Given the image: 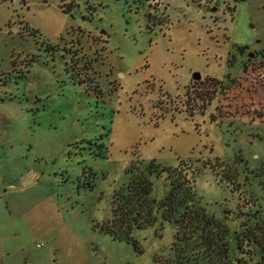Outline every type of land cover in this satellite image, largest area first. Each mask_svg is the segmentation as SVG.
<instances>
[{
	"label": "rangeland",
	"instance_id": "rangeland-1",
	"mask_svg": "<svg viewBox=\"0 0 264 264\" xmlns=\"http://www.w3.org/2000/svg\"><path fill=\"white\" fill-rule=\"evenodd\" d=\"M0 165V264H181L195 241L162 211L138 245L99 229L134 171L157 199L195 173L190 203L248 257L237 231L264 218V0H0Z\"/></svg>",
	"mask_w": 264,
	"mask_h": 264
},
{
	"label": "trees",
	"instance_id": "trees-1",
	"mask_svg": "<svg viewBox=\"0 0 264 264\" xmlns=\"http://www.w3.org/2000/svg\"><path fill=\"white\" fill-rule=\"evenodd\" d=\"M224 86L220 81L208 87L193 99L191 108L202 112ZM261 176L264 177V173ZM195 181V173L191 171L180 175L173 173L170 191L163 199H157L152 196L153 181L143 171H134L128 184L114 195L112 218L102 222L99 229L115 239L138 245L134 230L154 224L158 212L162 211L165 219L176 220L178 238L195 241L196 246L184 255L181 264H264V218L263 222L243 223L244 230L237 231V244L248 257H232L230 228L204 208L190 203L191 196L196 193Z\"/></svg>",
	"mask_w": 264,
	"mask_h": 264
},
{
	"label": "water",
	"instance_id": "water-1",
	"mask_svg": "<svg viewBox=\"0 0 264 264\" xmlns=\"http://www.w3.org/2000/svg\"><path fill=\"white\" fill-rule=\"evenodd\" d=\"M255 53L253 51L249 52V57H253ZM202 77V73L197 71L193 73V78L194 79H200Z\"/></svg>",
	"mask_w": 264,
	"mask_h": 264
},
{
	"label": "flooded vegetation",
	"instance_id": "flooded-vegetation-1",
	"mask_svg": "<svg viewBox=\"0 0 264 264\" xmlns=\"http://www.w3.org/2000/svg\"><path fill=\"white\" fill-rule=\"evenodd\" d=\"M245 49L247 50V53H249L252 49H251V47L250 46H246L245 47ZM253 51V50H252ZM254 52V51H253ZM256 54V56L258 55L257 53H255ZM254 57H255V55H254ZM254 57H250L251 59H254ZM195 80H198V79H195ZM189 95H187V97H188Z\"/></svg>",
	"mask_w": 264,
	"mask_h": 264
},
{
	"label": "built area",
	"instance_id": "built-area-1",
	"mask_svg": "<svg viewBox=\"0 0 264 264\" xmlns=\"http://www.w3.org/2000/svg\"><path fill=\"white\" fill-rule=\"evenodd\" d=\"M0 170H1V165H0Z\"/></svg>",
	"mask_w": 264,
	"mask_h": 264
}]
</instances>
